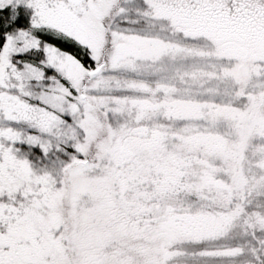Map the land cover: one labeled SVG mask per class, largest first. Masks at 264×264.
Segmentation results:
<instances>
[{
  "label": "snow or ice",
  "instance_id": "snow-or-ice-1",
  "mask_svg": "<svg viewBox=\"0 0 264 264\" xmlns=\"http://www.w3.org/2000/svg\"><path fill=\"white\" fill-rule=\"evenodd\" d=\"M0 264H264V0H0Z\"/></svg>",
  "mask_w": 264,
  "mask_h": 264
}]
</instances>
